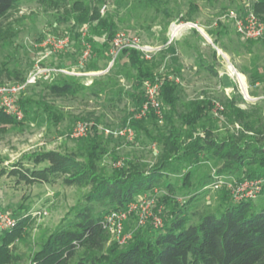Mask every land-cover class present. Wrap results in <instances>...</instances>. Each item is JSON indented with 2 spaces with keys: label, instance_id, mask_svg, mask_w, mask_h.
<instances>
[{
  "label": "rangeland",
  "instance_id": "rangeland-1",
  "mask_svg": "<svg viewBox=\"0 0 264 264\" xmlns=\"http://www.w3.org/2000/svg\"><path fill=\"white\" fill-rule=\"evenodd\" d=\"M75 1L23 0L18 9L10 11L2 20L0 28V69L7 67L20 77L17 79L14 74H4L1 84L23 82L36 66L59 67L61 63H67L84 72L95 61L99 68L94 77H76L88 89L82 90L74 97L57 96L47 87L50 83L59 82L62 78L60 74L51 75L52 81L39 79L36 83L29 84L19 96V99L26 101L28 114L22 120L14 119L13 122L0 127V167L5 170V173L0 174V210L12 213L19 219L18 222L22 219L26 221L21 234L11 242L13 251L20 255L21 259L11 264H28L70 209L81 202L89 190V187L65 185L62 179L55 182L26 181L20 175L10 172L15 163L20 162L30 167L31 157L45 151L74 154L79 161L86 162L88 138L75 139L70 136L75 123L86 120L96 125L98 140L106 149L98 154L97 165L100 173L109 175L112 172L114 157H119L120 160H137L145 168H149L157 163L163 149L161 142L155 138L159 137V132L167 134L170 127L165 120H158L156 124L148 122L149 134L141 130L138 135L135 134L132 141L103 132L105 129L116 131L124 127L123 120L131 112L133 103L124 93L119 98L118 90L132 91L135 70L128 64L125 55L121 54L107 72H101L106 70L112 61L110 48L104 57L99 56L98 49L94 51L92 43L87 41L92 34L90 24L78 23L74 18L63 20L67 14L76 15L79 5L75 6ZM79 1L89 5L92 12H98L100 19H105L114 33L125 31L150 45L164 46L169 25L177 18L186 19L190 15V20H195L205 27L211 41L195 37L193 43L195 46L199 45L207 59L214 63L220 77L203 70L197 61L175 62L166 46L150 60L143 61L149 69L146 78L163 75L176 76L179 79L178 82L174 81L177 85L174 116L176 130L187 129L182 126L178 115L191 109V101L211 100L213 108L209 116L198 124L195 135H204L203 129L208 127L217 139L238 137L241 125L227 109L228 100L234 96L243 100L239 104L241 108L251 109L254 115L251 120L256 124L260 122V117L264 115V76L255 78L254 73L259 68L264 71V38L250 41L240 34L237 35L232 27H229L228 17H224L231 10L244 11L247 7L253 8L256 0ZM104 6L106 9L103 11ZM261 17L264 21V15ZM223 19H227L226 23L222 22ZM215 22H218L217 27ZM86 28L87 35L84 37ZM47 35H68L73 43L64 54L61 52L43 58L44 48L40 45ZM105 38L106 36H95L99 42ZM83 40L91 44L92 53L81 64ZM214 45L221 48L223 53L216 50V58L213 59V51L216 49ZM229 66L240 73L244 72L247 84L245 87L241 85L238 77L231 73ZM252 80H255V83H251ZM42 103L50 106L51 114ZM218 104L222 105L223 109L216 110ZM54 112L62 116L60 121L53 117ZM202 157V163L194 166L190 186L184 187L181 174L168 176L177 201L185 203L195 197L186 207L191 223H195L207 212H217L220 216L222 212L218 211L223 209L224 199L229 192L227 188H202L205 181H209L210 177L217 175L221 169L214 160L208 159L206 155ZM45 163L47 162L41 165ZM223 176L231 183L236 180L233 176ZM159 191L157 201L169 192L163 185ZM228 200L231 202L229 196ZM254 203V211L258 212L264 207V195L256 197ZM158 210L166 211L164 205L154 208L155 213H159ZM150 224L155 229L158 228L154 226L151 218L144 225L140 224L139 217L133 213L126 221L122 234L109 232L110 242L123 247L137 230ZM128 233L131 238L121 243L122 236Z\"/></svg>",
  "mask_w": 264,
  "mask_h": 264
},
{
  "label": "trees",
  "instance_id": "trees-1",
  "mask_svg": "<svg viewBox=\"0 0 264 264\" xmlns=\"http://www.w3.org/2000/svg\"><path fill=\"white\" fill-rule=\"evenodd\" d=\"M22 1L0 0V28L2 20L10 11L18 9ZM74 5H79L76 15L67 14L63 20L74 18L78 23L90 24L92 34L87 41L92 43L94 51L98 49L99 56L104 57L108 54L114 31L105 19H100L98 12H92L89 5L79 0ZM253 9L260 17L264 15V0H256ZM186 19H191L190 15ZM95 36L106 38L99 42ZM122 54L135 70L136 77L132 91L123 92L119 89L118 97L126 94L133 107L139 108L145 99L142 83L145 76L149 75V69L138 51L126 49ZM207 68L214 76H218L213 66ZM88 70H99L95 61ZM15 73L7 67L0 69V81L4 74H14L20 79ZM263 73L256 69L255 78L264 76ZM251 83H255V80ZM47 87L57 96L73 97L88 89L76 77H62L59 82L50 83ZM161 99L167 107L162 120L170 127L167 134L159 132V137L155 138L161 142L163 149L152 167L145 168L133 159L122 160L121 165L114 167L109 175L100 173L98 154L106 149L98 140L96 125L91 127L85 137L89 141L86 162L79 161L74 154L45 151L31 157L30 167L20 162L13 165L10 172L26 181L55 182L62 179L68 186L89 187L83 200L70 209L28 264H264V207L255 212L254 199L234 201L227 192L225 205L218 211L222 212L220 216L217 212H207L191 223L186 207L195 197L180 203L168 180L170 174H181L184 187L190 186L194 166L202 163L203 155L221 166L218 174L233 176L238 181L264 180V115L260 117L259 123H254L251 109L241 108L239 104L243 100L232 97L228 100L227 109L241 125L239 135L236 138L217 139L208 127H204V135H195L198 124L209 116L213 108L211 100L191 101V109L178 115L182 126L187 129L178 131L174 128L177 105V85L174 81L165 78ZM18 103L25 115L28 114L26 101L18 99ZM42 106L50 110L46 103H42ZM49 112L51 114V110ZM53 117L57 121L62 119L55 112ZM14 119L0 109V127ZM158 120L152 112L140 119L134 118L130 112L123 120V126L130 122L137 135L141 130L149 134L148 122L156 124ZM117 160L119 157H114V161ZM43 162L47 163L41 165ZM3 173L5 170L0 167V174ZM212 182L213 176L205 181L202 188L208 189ZM162 185L169 191L157 204L164 205L166 209L159 213L163 225L155 229L150 224L137 230L123 247L111 243L110 233L103 226L106 215L113 210L126 208L143 193L156 187L160 189ZM260 195H264V182ZM24 224L26 221L22 219L16 228L0 234V264H11L21 259L13 251L11 242L21 234Z\"/></svg>",
  "mask_w": 264,
  "mask_h": 264
},
{
  "label": "built area",
  "instance_id": "built-area-1",
  "mask_svg": "<svg viewBox=\"0 0 264 264\" xmlns=\"http://www.w3.org/2000/svg\"><path fill=\"white\" fill-rule=\"evenodd\" d=\"M106 6L103 7V11ZM224 17H228L236 29L237 33L240 34L247 40H260L264 38V21L254 11L253 8L247 7L244 11L231 10ZM87 28L84 29L83 36L87 35ZM197 30L203 33V27L195 20L177 18L171 21L167 31V41L164 46L169 47L176 43L181 37H183L188 31ZM73 43L71 37L68 35L56 37L53 35H47L42 43L41 47L44 48L45 57H50L54 54L66 52ZM83 55L82 61L87 60L92 53L91 44L83 40ZM162 45H150L143 43L140 38L134 34L127 33L125 31H118L114 34L111 47L110 55L112 57L111 63L106 70L101 72H107L114 61L122 54L126 49L136 50L141 54V58L144 60H150L153 55L164 47ZM53 74H67L75 76L86 75L82 71L75 69H67L64 67H47V66H36L32 71L29 72L27 78L23 82L14 83H0V109L8 115H11L17 120H22L25 117V113L22 107L18 103L19 96L24 92L29 84L36 83L39 79L51 80ZM165 78L178 82L176 76H163L157 75L150 78H145L142 83V89L144 92V101L139 108L132 107L131 112L134 118L146 117L149 113H153L159 120H162L165 114L166 106L161 99V90L164 84ZM223 109L222 105H217L216 110ZM94 123L86 120H79L75 123L74 127L70 132V136L75 139L86 137ZM106 135H116L124 137L127 140L132 141L135 138V130L130 125V122L116 131L112 129H105L103 131ZM122 163V160L114 162L113 166L118 167ZM264 180L261 178L256 179H245L243 181L234 180L233 183L227 181V177L217 174L213 175V182L208 186L212 189L227 188L231 193L234 201H241L244 199H255L258 197L263 190ZM159 188L156 187L148 193H143L137 200L129 203L126 208L113 210L106 215L103 226L109 232L122 234L125 228V223L129 216L136 213L139 217L140 224L144 225L147 223L149 218L155 227H161L163 225V218L159 213L154 212V208H157V195ZM18 218L8 211L0 210V233L10 231L17 227ZM131 238V234H124L121 239V243L126 242L127 239Z\"/></svg>",
  "mask_w": 264,
  "mask_h": 264
},
{
  "label": "crops",
  "instance_id": "crops-1",
  "mask_svg": "<svg viewBox=\"0 0 264 264\" xmlns=\"http://www.w3.org/2000/svg\"><path fill=\"white\" fill-rule=\"evenodd\" d=\"M225 21H227V19L226 20L223 19L222 22H225ZM229 21L230 20H228V22ZM214 24H215V27L218 26V22H215ZM228 25H229L230 28L232 27V29L236 32L237 35H239L237 33L236 29L234 28V26H233V24H232L231 21L228 23ZM202 27H203V33L202 32H199L197 30H190V31H188L183 37H181L179 40H177L176 43H174L173 45L169 46L170 49H173V51H170V49H169V51L172 53L171 55H172L173 59L175 60V62L176 61L177 62L180 61L182 63L183 62L184 63H187V62L190 63L191 61H197L198 65L203 70H205V71H207L209 73H210V70H208L207 66H213L214 69L218 72V76H216V77H220L221 75H220L219 71L215 68L214 63H212L211 61H209L207 59V57L204 55L202 49H200L199 45L195 46L194 43H193L195 37H203L206 40L211 41V39L209 38V34L206 31L205 27L204 26H202ZM215 43H217V42H215ZM169 47H167V49ZM214 47L216 49H214V51H213V56H214L213 59L216 58L215 57L216 50H218V52L223 53L222 50H221V48H217L215 45H214ZM185 48L188 49L187 50L188 52L185 50ZM63 54H64V52H63ZM60 66L61 67H64V68H67V69H75V70L79 71L77 67H75L73 65L70 66L67 63H61ZM259 71L260 72H264L263 69H261V68H259ZM84 73L86 75H83V76H90V77H94L95 76V71L94 70H87L86 69L84 71ZM60 75H62L63 78L64 77H77L75 75H67V74H60ZM90 82H91V80H90Z\"/></svg>",
  "mask_w": 264,
  "mask_h": 264
},
{
  "label": "bare ground",
  "instance_id": "bare-ground-1",
  "mask_svg": "<svg viewBox=\"0 0 264 264\" xmlns=\"http://www.w3.org/2000/svg\"><path fill=\"white\" fill-rule=\"evenodd\" d=\"M229 69H230L231 73H233L234 75H236L238 77L241 85L243 87H245V85H247V84H246V79H245L244 74L237 72L232 66H229Z\"/></svg>",
  "mask_w": 264,
  "mask_h": 264
}]
</instances>
